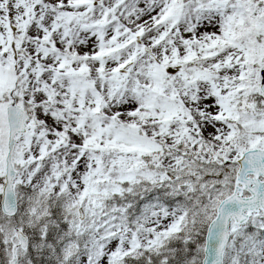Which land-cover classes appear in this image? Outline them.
<instances>
[{
    "label": "rangeland",
    "instance_id": "rangeland-1",
    "mask_svg": "<svg viewBox=\"0 0 264 264\" xmlns=\"http://www.w3.org/2000/svg\"><path fill=\"white\" fill-rule=\"evenodd\" d=\"M32 1L35 11L28 16ZM36 1L40 2L38 6ZM92 1L0 0V36L6 35L5 28L15 21H5L6 15L14 12L25 33L19 45L0 43V177L6 154L5 106L15 101L31 117L29 130L17 137L13 153L20 215L5 226L4 238L11 248L16 242L17 220L18 225L26 227L62 220L67 226L54 230L57 245L36 242L33 246L35 251L45 250L58 264H112V258L152 252L168 240L194 238L200 233L197 227L211 221L220 201L231 193L236 159L247 149L264 148V108L259 113L258 104L253 103L252 116L241 119L243 113H236L227 101L222 113L218 98L206 92L200 82V74L210 72L218 77L213 78L215 86H223L224 91L227 87L229 94L237 86L236 79L241 89H256L253 79L257 65L264 64V46L256 51L259 44H250L253 30L264 35L259 0L227 2L242 6L241 14L248 20L241 29L250 35L246 37L248 43L226 44L221 36L225 46L205 56L207 38L215 31L219 34L224 13L220 11L185 18L175 27V20L154 22L149 29H127L121 37L124 42L129 40L125 50L104 60L106 74L100 77L94 71L97 61L90 60L94 55L92 44L59 43L57 39L67 34L52 20L55 3L73 5L77 10L88 8L91 18L99 19L101 6L108 8L122 0H98L100 6L93 9ZM197 2L201 9H218L214 0ZM190 32L199 40L192 48ZM138 34L141 45L151 50L158 65L142 52L141 45L134 44ZM161 34L172 35V40L168 37L159 43ZM160 58L168 62L162 66H166L169 80L159 88ZM195 64L201 65L200 73L195 72ZM112 68L118 71L110 72ZM87 76L92 83L86 82ZM194 79L199 91L191 86ZM80 80L81 85L75 84ZM113 84L124 85L127 96L121 100H107V95L104 100L100 98L110 109L102 112L103 128L91 122L96 114L91 109L77 122L70 112L79 106L93 107L96 96L110 92ZM207 84L204 80L203 85ZM149 103L153 104L148 116L151 123L140 133H133L130 124L121 131L115 124L109 127L112 112L123 119ZM192 112L199 113V121H193ZM226 114L232 118L231 128L216 123ZM51 159L59 162L58 171L51 167ZM123 184L131 191L144 190L145 185V192L153 190V194L131 209L127 200L121 199ZM1 186L0 178V191ZM114 193L118 194L115 198ZM170 195L176 199L166 203ZM79 209L83 210V219H79ZM21 258V264H32L27 253L22 252ZM185 264L198 263L193 259ZM224 264H264V215H253L244 226L231 225Z\"/></svg>",
    "mask_w": 264,
    "mask_h": 264
},
{
    "label": "water",
    "instance_id": "water-1",
    "mask_svg": "<svg viewBox=\"0 0 264 264\" xmlns=\"http://www.w3.org/2000/svg\"><path fill=\"white\" fill-rule=\"evenodd\" d=\"M7 110L10 128L9 151L6 156L5 183L1 206L4 213L13 215L17 209L14 186L12 184L16 171L11 160V155L14 146V135L18 132H26L25 120L27 119V115L13 105L9 106ZM238 163L240 169L237 181L245 184V188L249 191L251 197L244 198L237 195V191L241 189L235 187L234 193L219 205L217 216L208 227L202 264H222L223 252L228 240V227L232 219L239 224L246 221L252 211H258L259 209L264 211V181H261L258 177L251 180L246 179V175L250 173L264 177V150L248 151ZM17 237L21 245L25 247L26 237L21 231H17ZM10 264H16L15 255Z\"/></svg>",
    "mask_w": 264,
    "mask_h": 264
},
{
    "label": "trees",
    "instance_id": "trees-1",
    "mask_svg": "<svg viewBox=\"0 0 264 264\" xmlns=\"http://www.w3.org/2000/svg\"><path fill=\"white\" fill-rule=\"evenodd\" d=\"M6 220V217L2 214L0 210V229ZM204 233V231L202 230ZM203 245V236L196 237L194 242L188 241L185 244L182 240L176 239L170 242L168 252H163L162 256L158 259L163 258V264H183L191 258L201 257V249ZM4 242L2 239V233L0 230V264H4L5 254L3 252ZM156 260L152 263L149 261V264H156Z\"/></svg>",
    "mask_w": 264,
    "mask_h": 264
}]
</instances>
